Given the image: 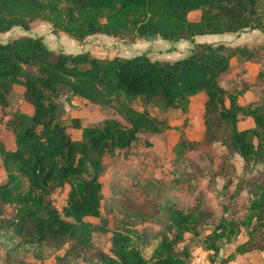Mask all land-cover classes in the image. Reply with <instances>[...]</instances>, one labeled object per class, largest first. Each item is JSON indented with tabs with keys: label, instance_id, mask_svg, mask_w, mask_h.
<instances>
[{
	"label": "trees",
	"instance_id": "trees-1",
	"mask_svg": "<svg viewBox=\"0 0 264 264\" xmlns=\"http://www.w3.org/2000/svg\"><path fill=\"white\" fill-rule=\"evenodd\" d=\"M195 10L200 17L190 19ZM39 19L48 21L53 33L64 32L80 42L100 33L130 39L155 34L177 42L201 34L264 32V0H0L1 33L14 27L29 31ZM262 51L264 43L199 42L175 60L152 59L147 53L99 58L89 51L56 52L41 36L0 40V122L8 115L14 85L24 87L22 99L33 107L32 113L16 109L4 121L14 134L15 148L0 140L6 173L0 182V239L12 246L5 256L23 248L41 258L44 248L51 247L62 251L53 264H188L191 243L198 240L209 264H230L240 255L262 252L264 96L241 104L239 97L249 85L222 83L233 57H264ZM61 87L97 107L113 108L118 116L87 125L76 117L63 121ZM201 93L206 95L200 116L204 130L200 140H192L189 114L193 98ZM150 106L175 111L177 119L154 116ZM247 116L253 117L254 126L241 128L239 121ZM69 126L82 129L81 135L73 137ZM169 130L179 132L173 177L145 168L137 181L147 197L143 210L133 216L117 209L119 196L107 197L103 190L107 160L127 155L142 134ZM215 143L227 149L215 174L233 166L237 155L244 161L242 174L225 179L220 190L210 182L190 204L181 202L184 178L178 171L187 154ZM67 185V203L60 210L51 195ZM210 190L220 200L219 213L207 200ZM120 206L126 211L129 205L121 201ZM136 219L142 226H154L139 228ZM206 228L210 231L204 234ZM243 230L246 239L240 240ZM95 231L111 233L110 252L95 246ZM232 239L235 246L225 255L224 242ZM152 240L157 244L146 257Z\"/></svg>",
	"mask_w": 264,
	"mask_h": 264
},
{
	"label": "rangeland",
	"instance_id": "rangeland-1",
	"mask_svg": "<svg viewBox=\"0 0 264 264\" xmlns=\"http://www.w3.org/2000/svg\"><path fill=\"white\" fill-rule=\"evenodd\" d=\"M200 14V10L192 11L189 13V18L193 20L198 19ZM41 21L43 20H36L33 24ZM26 34L29 35L30 30L26 31L21 27H14L10 31L3 33L0 32V40L6 41ZM123 39H125V46L135 48L133 51L134 53H150V57L152 59L175 60L186 56L189 50L186 47V40H179L177 42L170 41L163 39L158 35L152 37L151 39H147L146 36L135 39ZM182 41H185L182 46L175 49L174 45L177 44L176 46H180ZM104 45L107 52H110L109 56H115L117 55L116 52H119L118 46L113 47L107 46L106 44ZM147 46H150L149 49ZM89 52H91V50ZM15 91L16 89L14 92ZM61 94L62 95L59 100V117L67 123H69L73 117L80 119L83 125H87L89 123H100L101 120L106 117L118 116L113 108L97 107L88 103L85 99L74 97L65 87H61ZM10 98L11 105L7 110L8 115L3 117L4 121L16 109L32 113L33 107L25 102L24 99H21L22 96L18 94V91L17 94H11ZM140 108H142V105H140ZM150 111L154 116L159 117L168 114L173 119H177V116L175 117V111L165 113L154 106H150ZM202 111L203 109L200 107V100H196L192 106L191 113L189 114L191 121L189 123V127L187 128V134L192 140H200L202 138L204 130L200 123ZM4 121L0 122V140H2L8 148L13 149L15 148V137L11 130L5 125ZM68 131L73 137H79L82 129L69 126ZM178 135L179 132L177 130H169L165 133L142 134L140 141L134 144L133 148L127 155L121 154L107 160L108 165L104 173L101 175L103 190L107 197L113 196L114 194L119 196V201L116 204L117 209H120L125 213L128 211L129 214L133 216H136L138 212L143 210L142 205L147 197L143 193L142 187L137 184V181L145 176L146 170H149L151 174L153 173L157 176H164L166 178L173 177V172L171 171L173 167L172 160L175 158L173 146L178 139ZM225 151L227 152V149L218 143L212 145L202 144L198 150L191 151L187 154L188 159L184 161L178 171L181 172L184 178L183 190L179 193V197L182 199L181 202L187 205L190 204L192 197L199 191H206L208 183L210 182L214 189L220 190L225 179L231 176L238 177L242 174L243 165L240 163L238 156L234 157L233 166H229L225 172L215 174V171L218 170L219 165L223 162V155L226 154L224 153ZM145 168L146 170L144 171ZM5 179L6 173L0 158V182ZM68 189L69 186L67 185L65 188L56 189L51 195L53 204L60 210L67 203ZM207 200L218 213L221 211L220 200L214 197L212 190L208 192ZM121 201H126L128 203V210L124 211L125 209L120 206ZM6 213V216L11 215L10 211H7ZM106 213L107 211H104L103 214L105 216H109ZM87 219L93 224L100 223V220L96 217H88ZM109 220L112 222V217H110ZM136 222L138 223L139 228H153L154 226L149 223L142 226L140 220H137ZM109 226H111V224H109ZM209 231L210 229L206 228L203 230V233L206 234ZM187 236L190 237L191 234L188 233ZM238 238L240 240L246 239L243 234H240ZM93 241L97 248L110 252L111 233L95 231L93 233ZM233 241L234 240L232 239L231 242H224L222 252L225 255L229 254L235 246V241ZM156 244V240L151 241L150 246L144 251L146 257L151 255ZM191 244V252H193V254L192 259L188 264H209L208 253H206V250L201 245L200 240L192 242ZM10 246V242L0 239V264H11L9 263L10 261L8 258L11 261H23L26 264H53L56 261L55 256L57 253L62 252H57L51 247H45L42 252L43 256L39 258L30 249L18 248L16 250L11 249L12 251H10V256H5V252L6 250H9ZM72 264H75L73 260ZM80 264L86 263L82 261ZM230 264H264V250L262 252H252L240 256L236 261H232Z\"/></svg>",
	"mask_w": 264,
	"mask_h": 264
},
{
	"label": "crops",
	"instance_id": "crops-1",
	"mask_svg": "<svg viewBox=\"0 0 264 264\" xmlns=\"http://www.w3.org/2000/svg\"><path fill=\"white\" fill-rule=\"evenodd\" d=\"M29 35L43 37L46 46H48L51 50H54L56 52H58V50L65 53H80L83 51H90V48L95 43L101 42L103 44H106L107 46H113V47L118 46L119 52H116V54L119 56L131 57L136 53H145V52L134 53L133 51L135 48L125 46L124 44L125 39L120 37L110 36L107 34L100 33V34L90 35L81 42L72 38L71 36H69L64 32L55 34L51 30V24L45 20L33 24V27L30 30ZM184 42L182 41L180 43V46H176L177 44L174 45V48L175 49L180 48ZM199 42L225 43L229 45L248 44L249 46L260 45L264 43V32L258 29H254V30H245L237 34L221 33V34L196 35L192 40H186L187 43L186 47L189 49L187 54H189L194 44ZM149 47L150 46H147L148 49ZM147 54L150 56V53ZM262 72H263V76H260V73ZM235 81L240 83L241 85H249V87L239 97V102L241 104H248L262 99V97L264 96V57L260 56L258 58H253L249 60H242L240 57H233L231 59L230 70L224 76L222 83L227 84V83H233ZM15 89L16 91L14 92ZM17 91L18 94L22 96L24 87H22L21 85H14L12 94L13 93L17 94ZM205 98L206 95L203 93L195 96L193 98L192 106L196 100H200V107L204 109ZM239 126L241 128L254 126L253 117L247 116L242 118L239 121ZM224 153H226V151ZM238 158L240 163L243 165L244 164L243 159L240 156H238ZM241 234H243L246 237V235L244 234V230Z\"/></svg>",
	"mask_w": 264,
	"mask_h": 264
},
{
	"label": "built area",
	"instance_id": "built-area-1",
	"mask_svg": "<svg viewBox=\"0 0 264 264\" xmlns=\"http://www.w3.org/2000/svg\"><path fill=\"white\" fill-rule=\"evenodd\" d=\"M91 54H93L96 57L99 58H107L111 57L109 56L110 52H107V49L105 48V45L102 43H96L91 48Z\"/></svg>",
	"mask_w": 264,
	"mask_h": 264
},
{
	"label": "water",
	"instance_id": "water-1",
	"mask_svg": "<svg viewBox=\"0 0 264 264\" xmlns=\"http://www.w3.org/2000/svg\"><path fill=\"white\" fill-rule=\"evenodd\" d=\"M155 36H156L155 34H148V35H146V38L151 39L152 37H155Z\"/></svg>",
	"mask_w": 264,
	"mask_h": 264
},
{
	"label": "bare ground",
	"instance_id": "bare-ground-1",
	"mask_svg": "<svg viewBox=\"0 0 264 264\" xmlns=\"http://www.w3.org/2000/svg\"><path fill=\"white\" fill-rule=\"evenodd\" d=\"M193 163V162H192ZM197 164V163H196Z\"/></svg>",
	"mask_w": 264,
	"mask_h": 264
},
{
	"label": "flooded vegetation",
	"instance_id": "flooded-vegetation-1",
	"mask_svg": "<svg viewBox=\"0 0 264 264\" xmlns=\"http://www.w3.org/2000/svg\"><path fill=\"white\" fill-rule=\"evenodd\" d=\"M18 264V263H17Z\"/></svg>",
	"mask_w": 264,
	"mask_h": 264
}]
</instances>
